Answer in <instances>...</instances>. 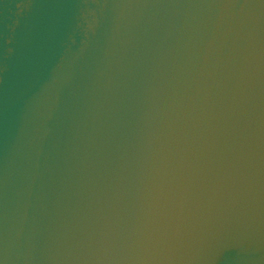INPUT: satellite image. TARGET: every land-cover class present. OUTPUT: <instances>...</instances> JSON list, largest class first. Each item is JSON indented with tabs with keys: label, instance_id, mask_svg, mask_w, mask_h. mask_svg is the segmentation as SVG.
Returning a JSON list of instances; mask_svg holds the SVG:
<instances>
[{
	"label": "water",
	"instance_id": "water-1",
	"mask_svg": "<svg viewBox=\"0 0 264 264\" xmlns=\"http://www.w3.org/2000/svg\"><path fill=\"white\" fill-rule=\"evenodd\" d=\"M0 264H264V0H0Z\"/></svg>",
	"mask_w": 264,
	"mask_h": 264
}]
</instances>
